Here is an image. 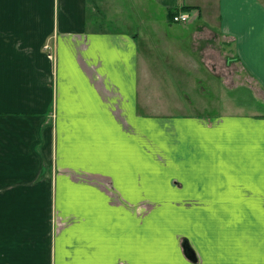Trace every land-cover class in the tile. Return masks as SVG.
<instances>
[{
  "label": "crops",
  "instance_id": "0c3cea01",
  "mask_svg": "<svg viewBox=\"0 0 264 264\" xmlns=\"http://www.w3.org/2000/svg\"><path fill=\"white\" fill-rule=\"evenodd\" d=\"M242 76L264 108V0H0V264H264Z\"/></svg>",
  "mask_w": 264,
  "mask_h": 264
},
{
  "label": "rangeland",
  "instance_id": "374dc122",
  "mask_svg": "<svg viewBox=\"0 0 264 264\" xmlns=\"http://www.w3.org/2000/svg\"><path fill=\"white\" fill-rule=\"evenodd\" d=\"M127 10L129 12H132L131 8H128ZM50 49L51 47H48V49L45 48V50L47 51ZM48 56L50 59L52 58V54H49ZM237 82V87L229 89L228 85L226 86V83L223 81V79H221V83H219V80L216 79V84L213 85L212 92L215 93V96H218L220 94V101L218 102L216 100V102L211 105L213 112H217L220 114L222 112L237 111L238 109H241V111L248 113L254 110H264V108H262L261 106V101L253 93V90L250 89L251 86L249 87L245 85V83L249 85V82L245 78V76H242L240 79H238ZM240 84L241 86H239ZM184 88L186 90L182 92L183 96H187L192 100L194 99V96L197 97V92H195V90L197 89V85L189 84L188 86H184ZM76 180L86 181L85 179H82L80 177L76 178ZM54 224H56L58 232L67 225L66 222H64L60 218H55Z\"/></svg>",
  "mask_w": 264,
  "mask_h": 264
},
{
  "label": "built area",
  "instance_id": "2783aa9c",
  "mask_svg": "<svg viewBox=\"0 0 264 264\" xmlns=\"http://www.w3.org/2000/svg\"><path fill=\"white\" fill-rule=\"evenodd\" d=\"M190 20V16L188 14H184V13H177V14H174L172 16V21L174 23H182V24H186L188 23ZM45 48L48 49V46H46Z\"/></svg>",
  "mask_w": 264,
  "mask_h": 264
},
{
  "label": "water",
  "instance_id": "95a60500",
  "mask_svg": "<svg viewBox=\"0 0 264 264\" xmlns=\"http://www.w3.org/2000/svg\"><path fill=\"white\" fill-rule=\"evenodd\" d=\"M186 252H189L193 256V258L195 257L194 252L191 250V248H188V246H187Z\"/></svg>",
  "mask_w": 264,
  "mask_h": 264
},
{
  "label": "trees",
  "instance_id": "16d2710c",
  "mask_svg": "<svg viewBox=\"0 0 264 264\" xmlns=\"http://www.w3.org/2000/svg\"><path fill=\"white\" fill-rule=\"evenodd\" d=\"M173 15H174V14H173ZM173 15H172V16H173Z\"/></svg>",
  "mask_w": 264,
  "mask_h": 264
}]
</instances>
